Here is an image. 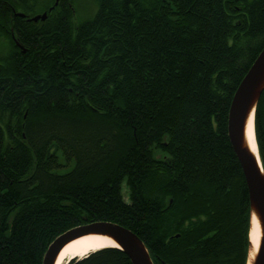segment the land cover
Wrapping results in <instances>:
<instances>
[{
  "label": "trees",
  "instance_id": "16d2710c",
  "mask_svg": "<svg viewBox=\"0 0 264 264\" xmlns=\"http://www.w3.org/2000/svg\"><path fill=\"white\" fill-rule=\"evenodd\" d=\"M38 1L22 5L47 26L24 50L0 33V264H44L97 221L133 230L155 264H247L228 118L264 48V0H93L80 21L74 0ZM255 128L264 168V92ZM70 264L133 262L105 247Z\"/></svg>",
  "mask_w": 264,
  "mask_h": 264
},
{
  "label": "water",
  "instance_id": "95a60500",
  "mask_svg": "<svg viewBox=\"0 0 264 264\" xmlns=\"http://www.w3.org/2000/svg\"><path fill=\"white\" fill-rule=\"evenodd\" d=\"M47 16V12L44 11L36 14L32 20L38 21L40 19L44 21ZM263 92L264 48L235 92L230 105L228 120V135L241 162L248 184L251 222L253 217L256 216L262 231L258 249L250 264H264V168L260 154L257 156L251 149L246 135V127L253 111L256 115V107ZM89 234L104 235L111 238L117 243L114 247L128 253L134 264H155L146 244L137 234L118 223L109 221H97L63 232L49 245L44 257V264H57L63 250L69 243ZM249 240L251 250L253 243L250 239V231ZM249 260L250 256L248 254L247 264H249Z\"/></svg>",
  "mask_w": 264,
  "mask_h": 264
},
{
  "label": "bare ground",
  "instance_id": "6f19581e",
  "mask_svg": "<svg viewBox=\"0 0 264 264\" xmlns=\"http://www.w3.org/2000/svg\"><path fill=\"white\" fill-rule=\"evenodd\" d=\"M76 15H77V13H76ZM251 66H250V68H251ZM249 69H248V71H249ZM245 75H244V77H245ZM244 77H243V79H244ZM242 80H241V82H242ZM228 120H229V118H228ZM255 129H256L255 128V112L253 111L251 116H250L249 123H248V125L246 127V135H247V138L249 139V143L251 145L252 151L257 156H259V149H258V143H257V139H256ZM238 160H239V158H238ZM239 162H240V160H239ZM240 164H241V162H240ZM241 167H242V165H241ZM242 171H243V174H244V177H245V181H246V176H245L243 167H242ZM246 184H247V181H246ZM247 188H248V184H247ZM125 201L128 202V199H125ZM128 203H131L130 200H129ZM250 211H251V206H250ZM91 223H93V222H91ZM91 223H89V224H91ZM85 225H88V224H85ZM79 226H84V225H79ZM121 226H123V225H121ZM123 227L128 229V230H131L130 228H128L126 226H123ZM131 231L134 232L133 230H131ZM135 234H137V233H135ZM261 235H262V231H261L260 224H259L256 216H254L253 217V221L251 222V229H250V239H251V242L253 243V248H251L250 253H249V256H250L249 264H250L251 259L254 257V255H255V253H256V251L258 249ZM138 237H139V235H138ZM116 245H117L116 242H114L111 238H109L107 236H104V235H98V234L85 235V236H83V237H81L79 239H76V240L72 241L71 243H69L65 247V249L63 250V252H62V254L60 256L59 261L57 262V264H66V261L69 260V259L71 260V259H74V258H77V257L83 258V257L88 256L92 252H96V251H98V250H100L102 248L114 247ZM128 256H129V254H128ZM130 259H131V257H130ZM131 261H132V259H131ZM68 264H70V263L68 262Z\"/></svg>",
  "mask_w": 264,
  "mask_h": 264
},
{
  "label": "flooded vegetation",
  "instance_id": "af4514ba",
  "mask_svg": "<svg viewBox=\"0 0 264 264\" xmlns=\"http://www.w3.org/2000/svg\"><path fill=\"white\" fill-rule=\"evenodd\" d=\"M5 1L7 2V4L4 7L0 6V9H5L7 11L6 14L0 13V33L5 31H10L15 45L18 48H20V50H24L23 49V47H25L24 43L21 42V40L18 37L20 35L21 36L25 35L27 36V38H29L33 36L35 32H39V31H35V28L37 30H40L43 27L47 26V24H45V22L44 23L41 22L42 20L40 19L38 21L32 20V18L36 14L42 13L44 11L37 9L33 11L28 10L30 8L29 3H27L24 8V6L22 5L24 0H5ZM56 2L58 3V1ZM47 15L49 16L48 12ZM156 157H161V154H157ZM67 167H70V164Z\"/></svg>",
  "mask_w": 264,
  "mask_h": 264
},
{
  "label": "rangeland",
  "instance_id": "374dc122",
  "mask_svg": "<svg viewBox=\"0 0 264 264\" xmlns=\"http://www.w3.org/2000/svg\"><path fill=\"white\" fill-rule=\"evenodd\" d=\"M49 1L50 0H39L38 1L39 6L42 4L48 3ZM74 2H75L76 10L78 12L77 20L79 19V21L82 20L83 18H88L89 17L88 15H90L95 10L93 0H74ZM40 9H37V10H40ZM96 9H97V7H96ZM88 13H90V14H88ZM92 15H94V13L91 14L90 16H92ZM67 168H69V167H67V166L64 167V169H67ZM123 195H124L125 199H129L126 182L123 184ZM77 258H80V257H77ZM71 261H72V259L66 261V264H68V262L70 263Z\"/></svg>",
  "mask_w": 264,
  "mask_h": 264
}]
</instances>
